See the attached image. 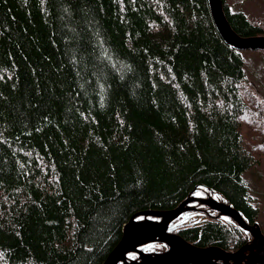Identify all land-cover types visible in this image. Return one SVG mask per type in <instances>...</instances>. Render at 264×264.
Here are the masks:
<instances>
[{"label": "trees", "instance_id": "obj_1", "mask_svg": "<svg viewBox=\"0 0 264 264\" xmlns=\"http://www.w3.org/2000/svg\"><path fill=\"white\" fill-rule=\"evenodd\" d=\"M223 4L239 35H264ZM253 101L210 0H0V264H104L132 216L191 195L258 223ZM171 231L231 252L252 240L211 209Z\"/></svg>", "mask_w": 264, "mask_h": 264}, {"label": "water", "instance_id": "obj_2", "mask_svg": "<svg viewBox=\"0 0 264 264\" xmlns=\"http://www.w3.org/2000/svg\"><path fill=\"white\" fill-rule=\"evenodd\" d=\"M214 1V5H213ZM210 6L215 23L223 36L224 40L231 46L239 50H262L264 51V35L258 36H241L231 26L224 10L223 0H210ZM200 203L209 207L211 210L218 212V217H229L234 220L240 228L252 235V240L238 251H227L218 246L201 247L189 242L178 233L171 232L173 223L182 215L197 211V207L192 203ZM211 202L212 204H210ZM223 208V209H222ZM145 229H153L145 232ZM255 232H258L259 238L264 240V232L259 223L250 224L242 213L234 208L231 204L221 202L209 195L207 197L189 196L178 207L171 210H148L135 214L124 227L122 240L109 255L104 264H200L197 260H203L205 264H225L224 259L214 258L211 256L201 257L200 255H187V247L194 250H206L215 248L222 251L227 258V264H234L230 255L239 253L237 264H246L251 252L256 251L253 247L258 244L255 240ZM171 237L177 239V242L171 240ZM165 244L168 249L163 252H147L146 247L150 244ZM173 246L175 250L173 251ZM253 250H248V247ZM244 248V250H242ZM242 250V251H241ZM174 252L172 259L163 260L161 257ZM131 254H137V258H131ZM219 256V253H216ZM199 256V257H197ZM201 258V259H199ZM255 263V261H257ZM157 261V262H156ZM251 264H264V251L260 258L254 260Z\"/></svg>", "mask_w": 264, "mask_h": 264}, {"label": "rangeland", "instance_id": "obj_3", "mask_svg": "<svg viewBox=\"0 0 264 264\" xmlns=\"http://www.w3.org/2000/svg\"><path fill=\"white\" fill-rule=\"evenodd\" d=\"M227 2L232 9L243 10L251 21L264 26V0H227ZM244 56L247 61V74L250 79L253 103L264 105V54L258 50H245ZM243 124V133L248 142L252 145L264 146V123L259 121L253 127L245 121ZM259 158L260 164L247 172L245 178L250 184L252 197L261 208L258 223L264 228V150H261Z\"/></svg>", "mask_w": 264, "mask_h": 264}, {"label": "bare ground", "instance_id": "obj_4", "mask_svg": "<svg viewBox=\"0 0 264 264\" xmlns=\"http://www.w3.org/2000/svg\"><path fill=\"white\" fill-rule=\"evenodd\" d=\"M213 5H214V1H213ZM209 203L212 204L211 202H209ZM150 230H153V229H150ZM150 230L145 229V232L150 231ZM171 240L177 242V239L174 238V237H171ZM255 240H256V242H259L258 244H254V246H253V247H256L257 250L254 251V252L253 251L251 252V254L248 257V261H247L246 264H251L254 260L260 258L262 256V254H263V251H264V240L259 238L258 232H255ZM253 247L249 246L247 249L248 250H253ZM187 249H188V251L186 252L187 255L194 254V255H200L201 257L211 256V257H214V258H220V259H224L225 260V264H227V258L224 256V253L222 251L216 250L215 248H209V249H206V250H194V249H190V248L187 247ZM172 250L173 251L175 250V246H173ZM242 250H244V248ZM216 253H219L220 255L217 256ZM238 255H239V253L230 255V259L234 260V264H237L236 263L237 262V258L236 257ZM173 257H174V252H171L168 255H165L164 257H161V258L163 260H168V259H172ZM197 257H199V256H197ZM199 259H201V258H199ZM196 262L200 263V264H205V262L203 260H197ZM257 262H258V260L255 261V263H257Z\"/></svg>", "mask_w": 264, "mask_h": 264}, {"label": "flooded vegetation", "instance_id": "obj_5", "mask_svg": "<svg viewBox=\"0 0 264 264\" xmlns=\"http://www.w3.org/2000/svg\"><path fill=\"white\" fill-rule=\"evenodd\" d=\"M197 197H203V196H197ZM205 197H207V196H205ZM192 205H194V206H196L197 207V211H192V212H209V207H207V206H204V205H201L200 203H197V202H195V203H192ZM202 206H204V207H202ZM216 212V211H215ZM190 213V212H189ZM186 214H188V213H186ZM217 214H219L218 212H217ZM213 216H215L213 213L210 215V217H213ZM175 223H173V225H174ZM172 225V226H173ZM172 232V231H171ZM173 233H176V232H173ZM137 257H138V255H137ZM137 257H135V258H137Z\"/></svg>", "mask_w": 264, "mask_h": 264}]
</instances>
